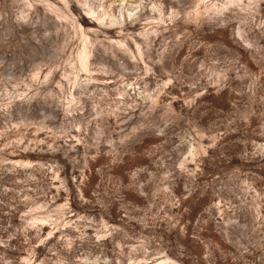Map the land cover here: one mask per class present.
I'll return each mask as SVG.
<instances>
[{
  "label": "rangeland",
  "instance_id": "374dc122",
  "mask_svg": "<svg viewBox=\"0 0 264 264\" xmlns=\"http://www.w3.org/2000/svg\"><path fill=\"white\" fill-rule=\"evenodd\" d=\"M0 264H264V0H0Z\"/></svg>",
  "mask_w": 264,
  "mask_h": 264
}]
</instances>
